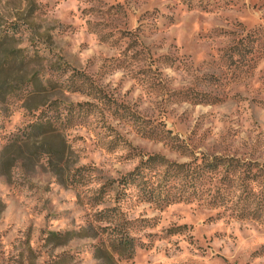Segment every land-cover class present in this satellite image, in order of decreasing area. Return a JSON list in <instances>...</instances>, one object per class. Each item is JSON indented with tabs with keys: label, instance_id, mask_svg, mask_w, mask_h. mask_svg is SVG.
Instances as JSON below:
<instances>
[{
	"label": "rangeland",
	"instance_id": "obj_1",
	"mask_svg": "<svg viewBox=\"0 0 264 264\" xmlns=\"http://www.w3.org/2000/svg\"><path fill=\"white\" fill-rule=\"evenodd\" d=\"M0 264H264V0H0Z\"/></svg>",
	"mask_w": 264,
	"mask_h": 264
},
{
	"label": "trees",
	"instance_id": "obj_2",
	"mask_svg": "<svg viewBox=\"0 0 264 264\" xmlns=\"http://www.w3.org/2000/svg\"><path fill=\"white\" fill-rule=\"evenodd\" d=\"M153 190H151V192H152ZM152 194V193H151Z\"/></svg>",
	"mask_w": 264,
	"mask_h": 264
}]
</instances>
